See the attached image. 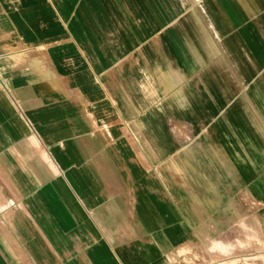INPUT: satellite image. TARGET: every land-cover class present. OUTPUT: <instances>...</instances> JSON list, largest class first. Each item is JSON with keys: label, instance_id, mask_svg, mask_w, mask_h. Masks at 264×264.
<instances>
[{"label": "crops", "instance_id": "crops-1", "mask_svg": "<svg viewBox=\"0 0 264 264\" xmlns=\"http://www.w3.org/2000/svg\"><path fill=\"white\" fill-rule=\"evenodd\" d=\"M0 264H264V0H0Z\"/></svg>", "mask_w": 264, "mask_h": 264}]
</instances>
